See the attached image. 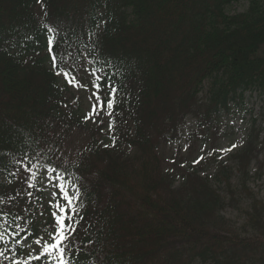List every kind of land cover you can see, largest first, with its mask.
<instances>
[{
    "label": "trees",
    "instance_id": "obj_1",
    "mask_svg": "<svg viewBox=\"0 0 264 264\" xmlns=\"http://www.w3.org/2000/svg\"><path fill=\"white\" fill-rule=\"evenodd\" d=\"M65 39L74 56L59 68L119 89L109 137V117L88 123L56 75ZM253 93L264 94V0H0V264H46L29 260L59 214L36 185L45 167L79 189L72 264H264V203L249 186L259 117L215 175L233 201L239 177L251 201L244 237L221 216L232 200L193 165L167 169L162 151L188 118L191 139L215 132ZM80 132L86 143L71 148Z\"/></svg>",
    "mask_w": 264,
    "mask_h": 264
},
{
    "label": "rangeland",
    "instance_id": "obj_2",
    "mask_svg": "<svg viewBox=\"0 0 264 264\" xmlns=\"http://www.w3.org/2000/svg\"><path fill=\"white\" fill-rule=\"evenodd\" d=\"M246 8L247 5L245 3L234 4L229 8L228 12L235 14L244 11ZM79 84L85 87L70 86V93H75L72 96V101L80 106L81 113L86 118L91 112L92 103L95 102L94 100L90 101L88 97L95 89L89 82L85 81V73L80 75ZM244 103L245 107L241 111L223 117L222 124L216 128L215 132L209 130H206L204 133L200 132L199 138H190L191 133L196 128V121L188 118L179 139L162 148L167 159L165 167L167 169H174L179 166L188 167L193 165L198 168L202 175L211 178L214 187L225 198L232 200L225 184L217 180L215 175L220 164L234 167L231 156L243 148L252 126V120L255 116H258L257 127L261 129L260 143L262 144V152L259 155L258 163L254 164L251 176L249 177V186L255 196L264 203V94H248ZM87 121L90 124L93 123L92 120ZM86 138L85 132L75 134L71 138V148L82 147L86 143ZM232 145H236V147L232 148ZM224 148H232V150L227 153L219 151ZM200 157H204V159L200 160L199 163H195L194 161L199 160ZM257 168L262 169L263 175L261 177L255 174ZM57 176H60V174L45 169L37 181V185L44 192L49 203L63 200L62 194L58 189V184H63L70 192L76 189L70 182L63 183L61 180H57ZM47 177H51V179L46 181ZM232 184L236 188L235 200H232L224 208L221 216L225 218L237 234L244 237L247 235V231L244 229L246 222L245 212L251 201L241 191L239 177L235 176Z\"/></svg>",
    "mask_w": 264,
    "mask_h": 264
},
{
    "label": "snow or ice",
    "instance_id": "obj_3",
    "mask_svg": "<svg viewBox=\"0 0 264 264\" xmlns=\"http://www.w3.org/2000/svg\"><path fill=\"white\" fill-rule=\"evenodd\" d=\"M38 3L41 0H37ZM45 15L47 13L45 12ZM49 31H52L49 29ZM55 40V36L49 38V45H53V41ZM65 47L59 52V54L53 53V48L49 47V52L53 53L51 55V63L54 68H59L60 62L67 63L69 59L73 58L74 52L72 50V46L68 43L67 39L61 41ZM63 75L65 78H68V82L70 84H74L76 87H85L84 85L76 82L75 77L71 76L70 72L65 71L62 68L56 72V75ZM94 79L92 81L93 88L95 91L88 97L90 101H95L91 105V112L86 117L87 120H92L93 123H96V117L101 116V114L109 117L108 121V130L110 132L114 131L115 119H114V111L116 105L119 103L117 99V94L119 89L111 82V77H102L96 73V71H92L89 73ZM101 80L105 81V84L102 86L100 83ZM103 87V91H102ZM100 124L104 123L103 119L99 120ZM103 130V129H101ZM111 145H105V147H109ZM236 145H232V148H235ZM232 148H224L219 151L229 152ZM204 157H200L199 160L194 161L195 163H199L200 160H203ZM26 170L32 172V177L35 178L36 173L32 171L31 168L25 166ZM52 172H56V169H51ZM51 179V177H47L46 181ZM62 176H57V180H62ZM34 185H29V187H33ZM59 192L62 194V199L65 201L64 204H61L59 201L56 202L57 212H53L52 215L55 216V225L54 231L49 234V239L45 241L40 248L39 253L36 255H30L29 260L34 261H45L46 264H72L71 256H72V246L74 243V237L71 236L72 233L76 231L73 227V223H78L82 217H79V210L75 207L76 202L79 201V189H73L71 192L64 187L63 184H58ZM28 195H31L29 192ZM69 213H76L77 215L73 216ZM35 243L37 245H41V240H36ZM27 246V245H26ZM4 255L3 252H0V256ZM15 264H21V261L16 260ZM24 264H28V261H24Z\"/></svg>",
    "mask_w": 264,
    "mask_h": 264
}]
</instances>
